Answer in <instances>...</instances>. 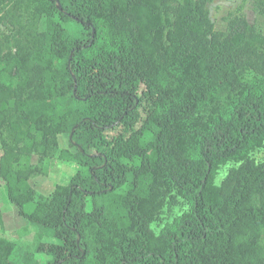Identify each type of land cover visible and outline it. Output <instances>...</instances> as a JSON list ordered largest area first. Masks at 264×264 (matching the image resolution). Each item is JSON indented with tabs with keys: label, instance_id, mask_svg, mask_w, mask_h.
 <instances>
[{
	"label": "trees",
	"instance_id": "16d2710c",
	"mask_svg": "<svg viewBox=\"0 0 264 264\" xmlns=\"http://www.w3.org/2000/svg\"><path fill=\"white\" fill-rule=\"evenodd\" d=\"M212 2L0 0L3 23L5 4L36 14L0 41V180L40 231L34 252L0 238V264H264V35L243 15L218 31ZM54 160L80 168L46 198L30 182Z\"/></svg>",
	"mask_w": 264,
	"mask_h": 264
},
{
	"label": "rangeland",
	"instance_id": "374dc122",
	"mask_svg": "<svg viewBox=\"0 0 264 264\" xmlns=\"http://www.w3.org/2000/svg\"><path fill=\"white\" fill-rule=\"evenodd\" d=\"M257 0H213L208 6L211 20L215 24L218 31H225L227 27L226 19L233 15H243L248 22L256 27V29L264 35V15H261L256 7ZM2 15H15V25L8 22L3 23L0 18V41L6 36L12 35L17 28L28 27L34 22L36 18L34 6L30 5H3ZM65 28L74 36L79 38H88V31H86L79 24L69 21L63 23ZM38 29L43 31L46 29L45 20L43 19L38 26ZM260 78L253 73L247 74L245 81L248 84H253L259 81ZM1 133H0V149H1ZM5 138L8 139L9 133L4 132ZM60 147L74 152L70 147V138L67 135L59 138ZM250 158L257 163L264 162V147L258 148L251 155ZM50 173L34 177L31 180V185L34 189L46 198H49L59 183L67 184L71 177L80 168L77 163L64 162L60 160L52 161ZM241 163L230 161L223 164L217 173L215 180L216 186H219L230 170L236 169ZM188 208L186 202L177 197L176 199L167 200L163 207L160 216L152 223L151 228L156 235H159L161 230L176 217L180 216ZM0 210L2 212L3 225H0V238L16 244L18 247L26 251L34 252L37 246V240L40 236V231L32 227L28 221L20 217L17 208L12 205L7 197V189L5 183L0 180ZM44 242H53L54 240L44 237ZM37 258L41 261H46V255L37 254Z\"/></svg>",
	"mask_w": 264,
	"mask_h": 264
}]
</instances>
